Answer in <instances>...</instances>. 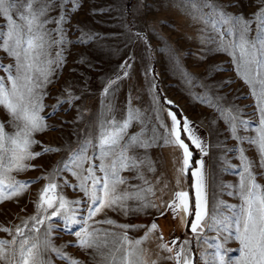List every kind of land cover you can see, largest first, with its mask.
<instances>
[{"label":"rangeland","instance_id":"rangeland-1","mask_svg":"<svg viewBox=\"0 0 264 264\" xmlns=\"http://www.w3.org/2000/svg\"><path fill=\"white\" fill-rule=\"evenodd\" d=\"M128 2L129 0H53L56 6L47 13V18L54 21L63 14L65 20L59 26L64 34L63 43L49 49L50 57L58 63L53 65L51 82L43 88L45 107L40 115L49 127L34 134V139L40 143L34 144L31 150L41 152L42 155L28 162L33 167L12 173L15 180L26 182L27 187L23 194L0 202V226L14 230L17 225L23 226L22 221H28L31 226L32 221L28 218L37 214L36 202L40 190L50 180L58 184L57 192L66 199L81 201L80 205L71 207L78 213V221L87 219L86 205L91 201L79 189L80 181L73 175V172H82V169L73 164V154L79 152L85 140H91L87 155L93 159L86 162L84 168L91 164L96 169L95 174L103 177L104 173L99 171L101 126L113 120L123 123L130 112L135 114L137 110L141 114L140 120H132L126 130V139L131 135H138L142 139L155 137V140L152 147L137 148L134 153L129 154L141 158L146 156L155 171H148L146 166H141L140 171L144 177L141 179L134 170H121L120 176L127 183L120 185L119 190L136 193L139 189L151 186L154 195L144 192L145 202L157 205L170 202L176 191L188 192V169L183 173L179 171L182 167V149L164 143L172 125L168 115L172 110L162 103L158 92L160 86L166 99L180 109L183 118L186 117L189 121L193 134L202 142L204 152L197 150L199 161H204L208 210L206 220L211 227L204 228L197 241L196 234H188L186 226L181 224L179 218L174 217L171 210L161 209L164 215L153 207L136 211L141 201L129 199L125 202L127 215L118 206L115 209H105L88 221L89 229H99L97 235L101 239L105 231L115 233V238L118 239L125 231L118 225H143L144 227L126 230L130 238L140 239L147 227L156 222L159 226L157 232L151 234L150 239L141 245L150 251V259H156L157 253L167 255L157 248L160 243L158 237L162 235L164 242L169 244L176 238H179L178 244L185 239L191 241V252L192 242L195 240L194 264H206L201 258L202 253L207 254L210 260L211 254L216 251L215 245L224 243L221 252L226 254L227 264H232L241 256L240 244L235 238L234 221L243 203L240 183L246 164L251 165L257 183L264 188V175H261L264 168L260 167L261 153L258 145L253 142L259 135L260 108L264 106L252 94L255 85L259 95L260 85L257 80L260 77H257L254 65L249 74L252 85L244 79L243 65L238 72V49L230 48L229 52H236V55H230L229 52L220 50L217 43H202V39L207 36H215L217 41L223 39L226 45L230 42L239 43V31L229 33V26L222 22L216 23V30L223 31V37L210 26L207 31H202L205 26L192 20L183 0H132L129 15ZM217 3L227 13L250 18L252 22L248 36L250 39L256 36L257 21L253 14L261 7L259 0H217ZM204 11L209 12L210 9ZM45 27L51 30L58 26L53 22ZM6 30V18L0 16V32ZM53 37L59 39V34L53 32ZM57 52L60 53L59 57ZM13 63L14 58L0 49V64L7 66ZM261 73L264 75V70ZM9 74L6 67H0V76L7 77ZM111 81L115 83H110ZM58 100L62 103L58 104ZM230 116L236 117L235 133L232 131ZM9 119L0 106V120L6 123V130L11 132L13 128L8 123ZM182 124L183 121L181 127ZM45 147L59 151L45 153ZM189 150L193 156V151ZM118 152L119 148L114 149L113 154L103 162L110 163ZM65 163L67 167L64 166ZM145 179L148 184L144 183ZM88 183L91 188V181ZM188 217L189 215L185 219ZM104 220L115 223H97ZM47 223L39 225L41 238ZM50 223L53 226L51 240L65 256L79 260L81 264H97L100 256L92 249L79 246V238L75 233L80 231L82 223L66 227L62 217H53ZM11 235L0 232V239H10ZM224 237H230L226 243ZM205 238L207 244L204 243ZM111 239L112 237L109 238V247L103 249L106 254L115 247ZM47 256L52 264H70L68 259L53 252H49ZM160 264L171 262L161 261Z\"/></svg>","mask_w":264,"mask_h":264},{"label":"snow or ice","instance_id":"snow-or-ice-1","mask_svg":"<svg viewBox=\"0 0 264 264\" xmlns=\"http://www.w3.org/2000/svg\"><path fill=\"white\" fill-rule=\"evenodd\" d=\"M183 2L188 9L187 14L192 20L205 26L202 31H207L209 26L212 30L219 31L216 30L217 22L228 25L229 33L234 30L239 31V43L230 42L226 45L223 39L217 41L215 36L205 37L202 39V43H217L218 48L226 52H229L230 48L238 49L237 70L239 72L240 66L243 65L244 79L252 85L253 82L249 79V74L252 71V66H255L256 75L260 77L257 80L260 88L259 95H257L255 85H253L252 94L257 96L258 101L264 105V75L261 73V70H264V0H259L261 7L253 14L257 21V27L256 36L251 39L248 36L251 31V19L227 13L218 5L217 0H183ZM55 6L53 0H0V16L6 18L7 22V30L0 32V49H3L7 56L14 58L13 64L7 66L0 64V67H6L10 73L7 77L0 76V106L10 117L8 123L13 128V131H7L6 123L0 120V202L23 194L27 183L15 180L12 173L23 172L29 167H33L28 162L42 155L41 152H33L31 149L34 144L40 143L34 139V134L45 131L49 127L44 122V117L40 115L45 107L43 88L51 82L50 77L54 72L53 65L58 63L56 59L50 57L49 49L64 41V34L59 26L65 20V16L61 14L54 21L47 18V13ZM204 9H210V11L205 12ZM14 17H18V19ZM53 22L58 26L56 29L49 30L45 27ZM53 32L59 34V39L53 37ZM224 35L223 31H219L220 37ZM229 54L236 55V52L231 51ZM56 55L59 57L60 53L57 52ZM124 75L126 76L127 72ZM191 82L190 78L189 83ZM110 83H115V81ZM57 103H62V101L58 100ZM168 103L171 104L172 101H168ZM260 111L259 135L253 142L259 147L260 167L264 168V106L260 108ZM168 115L172 125L168 136L164 138V143L182 149V167L179 171L183 173L189 168L192 152L189 150V144L181 138V133H185L191 143L201 152H204V148L200 139L193 134L186 117L183 118L181 127V120L177 118L175 112L169 111ZM140 116L141 114L137 110L135 114L130 112L128 119L123 123L113 120L101 126L99 171L104 173L103 177L95 174L96 169L91 164L84 168L85 163L93 159L87 155V148L92 144L91 140H85L79 152H74L72 162L75 167L82 169V172H73V175L77 176L80 181L79 189L91 201L86 205L87 219L78 221L76 219L78 213L71 207V205H80L81 201L66 199L57 192L58 184L50 180L40 190L36 202L37 214L28 218L32 221L31 226L28 221H22L23 226L17 225L14 230L0 226V232L12 234L10 239H0V264H52V260L47 256L49 252L68 259L70 264H81V261L65 256L62 250L53 244L51 240L53 226L50 223L53 217H62L66 227L82 223L80 231L75 233L79 238V246L83 249H92L96 255H99L100 260L97 261V264H160L161 261H169L171 264H194L189 247L191 241L185 239L178 244L179 238H176L169 244L164 242L162 235L158 237L160 243L157 244V248L167 255L157 253L156 259H150V251L141 245L150 239L151 234L157 232L159 226L156 222H152L147 227L144 236L140 239L130 238L126 230L131 227H144L143 225H118L119 228L125 230L118 239L115 238V233L106 231L101 239L97 235L100 232L99 229H89L88 221L105 209H115L118 206L127 215L128 209L125 202L129 199L141 201L136 211L153 207L160 210L161 215H164V211L161 209L171 210L174 217L179 218L184 226H189L185 217L193 215L190 229L192 233L196 234L197 241L201 238L200 233L204 228L211 227L206 220L208 210L203 160L197 161L199 167L192 171V176L195 177L194 208L190 206L187 191H176L170 202L157 205L145 202L144 192L154 195L151 186L147 189H139L136 193L119 190L120 185L127 183L126 179L120 176L121 170H134L141 179H144L143 173L140 171L141 166H146L148 171H155L146 156L141 158L129 154L130 152L134 153L137 148L152 147L155 140V137L142 139L138 135H131L126 139V130L132 120H140ZM230 119L233 122L232 131L235 133L234 121L236 117L230 116ZM117 148H119V152L115 154L111 162L104 163L105 158L112 155L113 150ZM55 151H59V149L51 147L43 149L45 153ZM64 166L68 165L65 163ZM41 178L48 179V177ZM89 181H91V188ZM144 183L148 184L149 182L145 179ZM240 196L243 203L234 221V227L235 238L240 244L241 256L232 264H264V188L257 183L256 175L250 164H246L245 174L241 177ZM49 210H51L50 213ZM41 213L46 215H41ZM212 219L215 220V217ZM46 222H48L47 227L43 231V238H41L39 225H45ZM97 223L114 224L115 222L104 220L97 221ZM217 223L221 222L217 221ZM110 237H112L111 243L115 247L106 254L103 249L109 247ZM229 238L224 237V242L226 243ZM204 243L207 244L206 238ZM215 248L216 251L211 254L210 260L208 255L203 253L201 258L206 261V264H217V261L218 264H227L226 254L221 252L224 243L215 245ZM93 258L95 259V257Z\"/></svg>","mask_w":264,"mask_h":264},{"label":"trees","instance_id":"trees-1","mask_svg":"<svg viewBox=\"0 0 264 264\" xmlns=\"http://www.w3.org/2000/svg\"><path fill=\"white\" fill-rule=\"evenodd\" d=\"M131 9H132V0H129L128 5H127L128 15L131 12ZM158 84H159V80L157 78V85ZM158 92L160 93L162 103L166 107H168L170 110L174 111L176 113L178 119L183 121V115H182L180 109L177 106H175L174 104L168 103V100L166 99V96H165L164 92L162 91V89L160 88V86H158ZM182 135H183V137H181V138L185 140V143L189 144V149H191L193 151L192 163L190 164V166L187 170V176H188V192L190 195V202H191V206L194 208V201H195L194 179H195V177L192 176V171L196 168V166H197L196 162L199 161L200 156H199V151L191 143V141L188 139L187 135L183 132H182ZM193 218H194L193 215H189L188 220H187L189 222V226H186V232L188 234H192L191 229H190V222ZM191 247H192L193 260H195V256H196L195 240H193Z\"/></svg>","mask_w":264,"mask_h":264},{"label":"crops","instance_id":"crops-1","mask_svg":"<svg viewBox=\"0 0 264 264\" xmlns=\"http://www.w3.org/2000/svg\"><path fill=\"white\" fill-rule=\"evenodd\" d=\"M188 220V219H187ZM185 230H186V227H185Z\"/></svg>","mask_w":264,"mask_h":264}]
</instances>
